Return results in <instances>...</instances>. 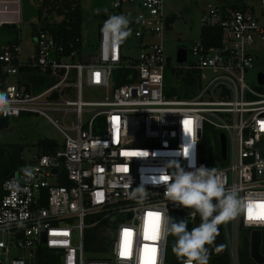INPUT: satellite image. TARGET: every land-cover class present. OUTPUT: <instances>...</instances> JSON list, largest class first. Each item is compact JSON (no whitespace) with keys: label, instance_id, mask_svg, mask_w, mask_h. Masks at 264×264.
I'll return each instance as SVG.
<instances>
[{"label":"built area","instance_id":"1","mask_svg":"<svg viewBox=\"0 0 264 264\" xmlns=\"http://www.w3.org/2000/svg\"><path fill=\"white\" fill-rule=\"evenodd\" d=\"M110 3L114 15L130 21L135 55L126 53L124 44L110 42L102 30L107 18L86 46L79 36L63 41L42 25L34 26L32 53L23 59L17 44H0V92L11 107L10 114L0 116L38 114L62 134L55 146L37 148L26 161L28 168L25 163L1 180L0 264H38L43 252L56 256L58 264H142V257L143 264H168L163 233L176 204L166 199L162 182H171L176 167L215 168L227 189L264 202V82L257 79V72H264V22L259 19L264 0L258 12L244 1L243 7L222 13L220 6H208L200 20L218 27V42L206 45L198 36L184 47L182 62H172L163 50L170 14L163 12L162 0ZM122 3L132 4L134 16L129 8L121 9ZM254 59L258 89L243 77ZM179 69L194 71V89L187 95L170 88ZM29 73L43 76L44 84L32 89V82L23 79ZM83 87L95 98H83ZM50 111L59 113L60 122ZM206 128L223 133L224 157L219 147L218 157L204 151ZM140 185L148 190L142 203L128 198ZM180 207L191 228L196 214ZM149 213H159V220ZM239 225L260 230V247L264 219H250L245 211L228 221L231 264H238ZM86 228L95 235L88 247ZM125 230L131 233L127 238ZM9 248L15 252L9 254Z\"/></svg>","mask_w":264,"mask_h":264},{"label":"rangeland","instance_id":"2","mask_svg":"<svg viewBox=\"0 0 264 264\" xmlns=\"http://www.w3.org/2000/svg\"><path fill=\"white\" fill-rule=\"evenodd\" d=\"M246 4H251L255 11L258 12L262 5L259 0H243ZM35 6L39 5V0H30ZM111 0H76V3L82 10V22L80 25V33L82 39V46H86L93 40L96 24L99 22V18L105 12L110 9H114L111 5ZM225 3V0H162V10L164 13L172 15L173 19L169 22V26L163 30L162 43L163 50L166 55L175 62V50L179 46L187 48L195 39L198 38L199 29L202 25L200 16L203 11H206L208 6L219 7ZM129 8V16H134V8L132 4L122 3L121 9ZM44 9L39 8V14L31 16L28 20H24L22 17L16 21L15 27L3 26L0 23V42H4L13 35L17 36V49L19 57L21 59L29 56L32 53V31L34 26H39L43 19L52 20L51 14H48ZM105 15V14H104ZM260 21L264 22V10L263 14L259 16ZM87 42V43H86ZM86 43V44H85ZM124 51L129 55L136 54V48L133 44V38L124 42ZM130 46L127 48V46ZM261 46H264V41L261 42ZM263 53V52H262ZM187 57L189 54L187 52ZM261 59V58H260ZM258 60L254 59V63L247 67L243 72L244 80L252 87L257 88L255 84V72L257 68ZM177 73L172 77V82L175 84L176 89L182 91V80L178 79ZM13 80V78H10ZM174 86V87H175ZM82 96L85 99H94L95 95L82 88ZM52 119L58 120L59 113L50 111ZM70 116L64 117V122H70ZM40 137L52 138L57 142H61L62 134L57 127L50 122L46 117L34 114L23 113L19 116L6 117V124L0 127V142H18L22 144L21 156L28 162L29 156L37 150L35 141ZM212 138V129L206 128L204 131V137ZM25 168H28L26 163ZM222 229L225 244H227L225 231L228 228V221L222 222ZM227 233V232H226ZM238 228V238H239ZM73 232V242H75ZM175 237L173 235H167V242L173 247ZM227 246V245H226ZM14 248H9L8 253L13 254ZM231 264V263H229Z\"/></svg>","mask_w":264,"mask_h":264},{"label":"clouds","instance_id":"3","mask_svg":"<svg viewBox=\"0 0 264 264\" xmlns=\"http://www.w3.org/2000/svg\"><path fill=\"white\" fill-rule=\"evenodd\" d=\"M130 21L126 15H112L104 21L103 32L116 47L132 35ZM11 112L10 101L5 92H0V114ZM30 176L32 173L25 170ZM167 174V172H165ZM171 182H162L166 199L176 205L192 209L198 214L201 223L191 230L185 220L175 221L166 216L167 226L164 237H175L172 251L184 264H209L210 254L207 246L215 241L219 234L218 225L237 218L252 207L258 217H264V202L242 198L238 191L227 189L221 182L215 168L200 166L191 171L175 168ZM17 188V184L10 183ZM148 197V190L143 185L135 187L129 193V199L143 202Z\"/></svg>","mask_w":264,"mask_h":264},{"label":"trees","instance_id":"4","mask_svg":"<svg viewBox=\"0 0 264 264\" xmlns=\"http://www.w3.org/2000/svg\"><path fill=\"white\" fill-rule=\"evenodd\" d=\"M244 6L242 0H225V3L220 5V12L225 11V8L238 9ZM39 8L48 10V14H51L52 20L43 19L39 25L49 28L57 38H61L63 41L72 40L74 36L81 37L80 25L82 22V10L76 3V0H39ZM172 15L167 17L166 28L169 26V22L172 21ZM34 29V28H33ZM200 40L206 45H214L218 42L219 29L215 25H205L202 24L199 29L198 34ZM1 44H17V36L13 35ZM76 46H80V43H75ZM177 71V70H176ZM178 74V79L183 84V90L178 91L175 84L172 85L171 91H174L178 95H187L194 89L193 78L194 71L186 70L183 72L181 69ZM174 75V76H175ZM23 79H28L32 82L31 88L38 89L44 84L45 78L43 76L37 75L35 73L24 74ZM175 86V87H174ZM27 87V86H26ZM6 124V117L0 116V127ZM218 130H212V138L205 137L203 139V149L207 154L213 152L215 157H218ZM37 148L44 150L56 145V141L48 137H40L35 141ZM22 144L18 142H0V183L1 180L10 172L18 171L24 167L26 161L21 156ZM212 165V163H211ZM1 193V188H0ZM201 223V218L198 214L195 215L193 219L192 228L197 227ZM239 228V238L237 247V261L238 264H264L256 263L248 255V233L249 228L242 225ZM261 244L259 250L264 253V226L261 228ZM219 234L216 236L215 241L212 245L207 246L210 254L209 264H229V256L227 251V246L225 244L222 225H218ZM95 237L93 228H86L84 230V246H90L91 241ZM172 246H170L166 240L165 247V261L168 264H176L182 258H178L176 254L172 251ZM38 264H58V259L52 254L46 252L42 253V256L38 258Z\"/></svg>","mask_w":264,"mask_h":264},{"label":"water","instance_id":"5","mask_svg":"<svg viewBox=\"0 0 264 264\" xmlns=\"http://www.w3.org/2000/svg\"><path fill=\"white\" fill-rule=\"evenodd\" d=\"M20 11L21 17L24 20H28L31 16L37 15V7L30 2V0H20ZM1 25L7 27H15V22H1ZM102 25L101 22L97 23L96 27ZM185 57V48L183 46H179L175 50V60L177 62H182ZM112 79L115 81V70H112ZM257 79L259 82H264V72H257ZM218 147L219 153L221 157L225 155V141L224 136L221 131L218 132ZM8 173L7 175H10ZM6 175V176H7ZM170 218H173L175 221L184 220L181 213V207L179 205L172 206L169 210ZM187 223L188 229H190V221L185 220ZM259 240H260V230L258 228H253L249 231V240H248V255L252 258V260L256 263H264V255L259 251Z\"/></svg>","mask_w":264,"mask_h":264},{"label":"crops","instance_id":"6","mask_svg":"<svg viewBox=\"0 0 264 264\" xmlns=\"http://www.w3.org/2000/svg\"><path fill=\"white\" fill-rule=\"evenodd\" d=\"M114 9H110L100 16L99 21L114 15ZM21 17L20 0H0V23L1 22H15ZM98 23V22H97ZM1 44V43H0Z\"/></svg>","mask_w":264,"mask_h":264},{"label":"snow or ice","instance_id":"7","mask_svg":"<svg viewBox=\"0 0 264 264\" xmlns=\"http://www.w3.org/2000/svg\"><path fill=\"white\" fill-rule=\"evenodd\" d=\"M186 123H189V122H186ZM98 198H102V194H98ZM248 211H249V217H250V219L251 218H262V219H264V217H253V215H252L253 211H252V207L251 206H249V210ZM148 216L155 218L156 221L159 220V213H149ZM124 235L127 238V237H129L131 235V233L128 230H125ZM145 237L148 238V228H147V226H146V229H145ZM151 238L152 239H155L156 238V236H155V229H153V234H152V237ZM150 251L152 253H155L156 249L155 248H151ZM127 254L128 253L125 251V245H124V243H122V245H121V256L124 257ZM142 264H143V257H142Z\"/></svg>","mask_w":264,"mask_h":264},{"label":"flooded vegetation","instance_id":"8","mask_svg":"<svg viewBox=\"0 0 264 264\" xmlns=\"http://www.w3.org/2000/svg\"><path fill=\"white\" fill-rule=\"evenodd\" d=\"M37 7V10H38V6H36ZM38 13V12H37Z\"/></svg>","mask_w":264,"mask_h":264}]
</instances>
